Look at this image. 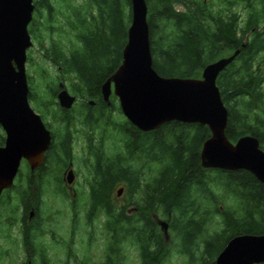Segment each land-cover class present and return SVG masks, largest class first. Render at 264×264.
<instances>
[{
    "label": "trees",
    "instance_id": "1",
    "mask_svg": "<svg viewBox=\"0 0 264 264\" xmlns=\"http://www.w3.org/2000/svg\"><path fill=\"white\" fill-rule=\"evenodd\" d=\"M225 1L222 8L212 9L200 0H146L153 67L162 76L200 77L205 65L239 48V54L216 79L228 110L225 134L232 142L252 134L264 150V61H257L264 51V0ZM33 2L28 31L62 77L59 75L56 88L51 86L44 97L29 92L28 98L40 109L41 117L52 112L54 121L59 118L62 129L57 136L51 131L44 164L34 171L28 166L19 169L16 182L0 193V210L8 207L13 214L9 225H20L24 249L32 262L50 264L43 241L49 221L43 216L42 198L49 193L47 187L52 182L48 178L55 177L59 183L62 166L72 159L78 123L89 130L87 150L94 157L93 175L87 186L88 204L82 208L76 199L71 202L72 233L62 242L67 248L65 264H125L129 247L137 249L140 264H162L169 243L187 254L191 263L197 259L194 249L201 244L203 257L197 264H214L216 254L232 236L264 234V183L244 169L203 167L200 150L210 135L206 125L173 120L155 130L142 131L126 118L116 121L111 117L115 104L111 98L109 105L103 100L101 84L121 63L131 18L130 0H83L79 5L71 0ZM237 2L247 8L242 21L232 10ZM179 4L181 9L176 8ZM56 15L64 21L58 31H70L74 37L67 46L54 39L52 26L45 27L46 37L39 27L38 18L44 19L42 25L46 26ZM42 76L49 78L48 74ZM62 80H68L73 95L82 99L76 108L54 107L52 99ZM89 99L94 100V106L85 102ZM103 126L114 129L113 144L119 140L113 152H107L103 137L93 142L92 132ZM3 140L0 136V144ZM46 164L51 165L50 170ZM119 184L128 199L118 204ZM215 185L224 191V198L233 196V206L220 210L216 201L222 197L214 192ZM30 207L35 208V216L27 224ZM158 212L168 223V243L154 217ZM215 213H219L223 226L209 232ZM80 215L90 228L88 246L98 228L104 236L99 261L88 251L80 255L72 248Z\"/></svg>",
    "mask_w": 264,
    "mask_h": 264
},
{
    "label": "water",
    "instance_id": "2",
    "mask_svg": "<svg viewBox=\"0 0 264 264\" xmlns=\"http://www.w3.org/2000/svg\"><path fill=\"white\" fill-rule=\"evenodd\" d=\"M206 1V0H204ZM131 18L119 66L101 84L103 100L113 93L127 120L142 131H152L168 121L206 125L200 162L205 168L244 169L264 183V150L259 139L245 134L235 142L226 134L228 110L216 84L219 73L239 54L220 57L202 69L200 77L162 76L153 67L146 0H130ZM33 0H0V126L5 132L0 145V193L14 184L22 160L31 170L44 164L52 142L50 129L29 103L26 74L27 50L33 45L28 25ZM264 28V24L262 25ZM58 104L70 109L76 97L60 82ZM74 181L70 169L64 178ZM123 187L116 195L120 196ZM165 237L168 223L158 221ZM264 262V234L232 236L216 254L214 264Z\"/></svg>",
    "mask_w": 264,
    "mask_h": 264
},
{
    "label": "rangeland",
    "instance_id": "3",
    "mask_svg": "<svg viewBox=\"0 0 264 264\" xmlns=\"http://www.w3.org/2000/svg\"><path fill=\"white\" fill-rule=\"evenodd\" d=\"M55 1V0H51ZM204 1V0H200ZM83 2V0H71V3L74 5H79ZM209 4V7L212 9H219L225 6V0H206L204 1ZM177 9H181L182 5H176ZM58 9L59 5H58ZM232 10H236L240 16L241 21L246 16V5L242 2H237L232 6ZM34 14V12H33ZM58 17V19H56ZM56 19V21H54ZM53 19V23H50L49 25L43 26L44 19L38 18L37 21L39 23V27L43 30V36L46 37V33L48 30L45 29V27L52 26L54 31V39H60L61 43H63L65 46H67L68 42L71 40H74V37L72 35V32H59L58 29L60 27V24H64L63 18L60 15H56ZM263 23H261L262 26ZM64 29L67 30L66 26H63ZM62 27V28H63ZM33 45L27 50V54L31 53V58L27 59L26 62V74L28 77L29 83V92H31L32 95H36L39 97H44L47 93H50L49 89L51 86H54L56 88V83L58 84L60 76L62 77V74L59 70V68L54 65L50 60L46 59L43 55L42 47L39 45V42L37 43L33 36H31ZM48 44L47 41H45L44 45L46 46ZM258 62L264 61V51L259 54L257 57ZM48 74L47 80L44 79L42 75ZM60 75V76H59ZM57 78L55 79V77ZM30 79V80H29ZM65 84L68 91L73 94L69 87L68 80H62ZM111 100H113L115 104V109L111 112V117L115 119L116 121H123L125 119V116L123 115L119 103L117 100V97L111 93L110 95ZM43 100V98H42ZM54 102V107L58 109L61 107L58 104L56 93L54 94V98L52 99ZM57 103V105L55 104ZM81 101H76L72 105V109L76 108L77 105L80 104ZM30 106L41 115L40 109L36 106L34 101L29 100ZM40 107L41 104H39ZM43 108V107H42ZM59 112V110H58ZM60 117V112L58 114ZM44 122L46 124H50V131L57 136L61 133L62 126L60 122L57 120L54 121L52 117V112H49L45 117H42ZM48 126V125H47ZM104 127V126H103ZM96 128L95 132H92L93 136V142L94 138L96 141H98L99 138L103 137L105 142V149H107V152H113L115 149V146L118 144H113L114 141V129H111V127H104V128ZM76 129L78 130L76 132V140L73 142V151H72V167L76 172V195L73 196L71 192L68 191V189L65 187L62 176H63V170L65 169V166L68 164L69 160L67 161L65 166H62L60 170V182L57 183L55 181V177L52 178L50 176L48 179L50 182H52L47 188L49 190V193L47 192L44 194L42 198V212L43 216L47 217L48 219V225L47 228H45V236L43 237V241L46 244L47 249L49 250V256H50V264H65V257H66V246L63 245L64 240H69L72 233V227H71V202L72 199H76L75 203L79 204L82 208L88 204L87 197V186L90 178H92L93 170H92V164H94V157L92 154H88L87 150V136L89 135V130L84 129V126L80 123L77 124ZM105 129V130H104ZM5 132L0 126V136H4ZM46 159V157H45ZM27 163L23 164V167L21 169H27ZM56 165V164H55ZM51 166V165H50ZM50 166L46 164V169L50 170ZM54 167V165H53ZM52 167V168H53ZM55 167H58L57 165ZM60 169V167H58ZM208 173V172H207ZM210 174V172L208 173ZM149 175V174H148ZM16 182V180H15ZM14 182V183H15ZM119 186H123L122 184H119ZM118 186V188H119ZM214 192L216 195H219L222 197V199H219L216 201V204L220 208V210H223L226 206H233L234 200L233 196L227 195V198H224V191L220 188V186L215 185L212 186ZM124 190V189H123ZM128 199V196L122 192L120 196H117L118 204L119 203H125ZM8 208V207H7ZM2 208L0 212H3V215H0V264H36L32 262V259L29 258L26 255V250L24 249L23 241H22V232L20 231V225L16 224L13 226H10L8 221L10 219H13L12 212L7 209ZM132 206H129L128 209L131 210ZM211 209V208H210ZM19 217V211L17 216ZM155 219L157 221L160 220H166L164 218L165 216L158 212L155 216ZM80 223L76 227V232L74 237L72 238V248L77 249L78 254L83 255L86 251L93 254V257L95 260H101L102 254H103V240L104 236L100 233V228H98L96 234L94 233V241L90 246L87 244L88 240V231H90V228L86 226L83 217L80 215ZM210 226H208V231L213 232L215 230H219L223 225L221 222V217L219 213H215L213 217L210 219ZM32 221H29L27 224H31ZM160 226V225H159ZM160 228V227H159ZM161 230V228H160ZM162 231V230H161ZM53 233V235H52ZM170 240V236L166 237V241ZM177 245H171L169 243V253L166 256V258L163 260L162 264H197L199 262V259L203 257L200 250L202 249V245H199L198 249H194V253L197 256V259L190 262V258L187 254L179 251L177 249ZM128 258L126 260L125 264H140V259L138 256V251L134 247H129L127 250ZM70 264H73L71 261Z\"/></svg>",
    "mask_w": 264,
    "mask_h": 264
},
{
    "label": "flooded vegetation",
    "instance_id": "4",
    "mask_svg": "<svg viewBox=\"0 0 264 264\" xmlns=\"http://www.w3.org/2000/svg\"><path fill=\"white\" fill-rule=\"evenodd\" d=\"M69 93H70V92H69ZM70 94H71V93H70ZM72 95H73V94H72ZM74 96H75V95H74ZM75 97H76V96H75ZM76 101H82V99H80L79 97H76V100L74 101V103H75ZM85 102H87L88 104L94 106V100H92V99L86 100ZM74 103H73V104H74ZM1 138H2V139H5V134H4V136L1 135ZM3 144H4V140H3V143L0 144V145H3ZM24 163H27V162H26L25 160H22L19 169H21V167H23V164H24ZM25 165H27V166L29 167L28 164H25ZM42 165H43V164H42ZM42 165H41V166H42ZM41 166H39V167H37V168H35V169H38V168H40ZM29 168H30V167H29ZM35 169H33L32 171H34ZM70 169H72V171H73V173H74V181H73L72 184H67L66 181L64 180V178H65V176H66V173H67ZM30 170H31V168H30ZM62 180H63V183H64L65 187L68 189V191L71 192V194H72L73 196H75V195H76V189H75V184H76V181H75V180H76V172H75V170H74L73 167H72V161H71V160L68 162V164L65 166V169L63 170ZM27 213H28V214H27V217H26V223H28L29 221H32V219L34 218V216H35V208H34V207H30V209H28ZM157 222H158V221H157ZM253 264H256V263H253Z\"/></svg>",
    "mask_w": 264,
    "mask_h": 264
}]
</instances>
